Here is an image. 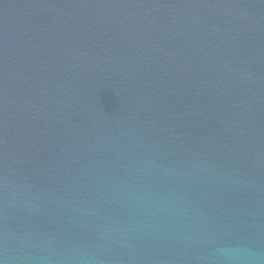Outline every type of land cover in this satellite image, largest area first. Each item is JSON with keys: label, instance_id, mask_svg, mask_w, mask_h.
Wrapping results in <instances>:
<instances>
[{"label": "water", "instance_id": "obj_1", "mask_svg": "<svg viewBox=\"0 0 264 264\" xmlns=\"http://www.w3.org/2000/svg\"><path fill=\"white\" fill-rule=\"evenodd\" d=\"M0 264H264V0H0Z\"/></svg>", "mask_w": 264, "mask_h": 264}]
</instances>
